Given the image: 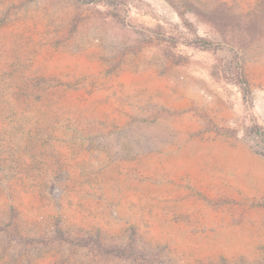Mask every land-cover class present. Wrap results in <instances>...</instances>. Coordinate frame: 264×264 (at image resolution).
Masks as SVG:
<instances>
[{"label": "rangeland", "instance_id": "374dc122", "mask_svg": "<svg viewBox=\"0 0 264 264\" xmlns=\"http://www.w3.org/2000/svg\"><path fill=\"white\" fill-rule=\"evenodd\" d=\"M254 126L264 0H0V264H264Z\"/></svg>", "mask_w": 264, "mask_h": 264}, {"label": "trees", "instance_id": "16d2710c", "mask_svg": "<svg viewBox=\"0 0 264 264\" xmlns=\"http://www.w3.org/2000/svg\"><path fill=\"white\" fill-rule=\"evenodd\" d=\"M199 44L202 45V47H206V45H207L203 41L202 42L199 41ZM238 75H239V79H240L241 84L244 83L245 80H244L243 76L240 73ZM249 132H250V134L255 135L260 141H262L264 143V129L263 128L258 127V126H254V127L249 128L247 130V133H249Z\"/></svg>", "mask_w": 264, "mask_h": 264}]
</instances>
